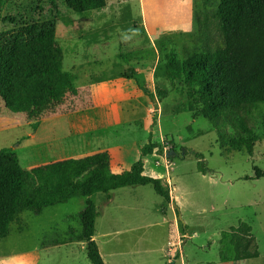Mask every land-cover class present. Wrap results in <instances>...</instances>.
I'll list each match as a JSON object with an SVG mask.
<instances>
[{
  "label": "rangeland",
  "instance_id": "rangeland-1",
  "mask_svg": "<svg viewBox=\"0 0 264 264\" xmlns=\"http://www.w3.org/2000/svg\"><path fill=\"white\" fill-rule=\"evenodd\" d=\"M202 6V0H105L78 13L63 0H0V33L17 27L3 21L8 15L48 29L77 90L62 109L37 118L11 111L0 97V150L14 153L25 169L106 153L111 171L122 172L142 159L143 172L169 188L170 201L150 184L93 196V238L106 264H264V175L252 178L254 166L264 170V104L249 117L257 133L253 153L232 150L209 119L188 109L195 85L165 67L171 48L181 56L184 45L199 43ZM28 48L48 56L45 47ZM47 82L35 80L26 90L37 93ZM148 140L156 146L142 155ZM35 197L28 180L0 238V264H91L79 239L86 198L67 190L35 214L29 205ZM240 220L251 225L259 255L223 262L220 252H233L230 226ZM53 240L78 244L41 247Z\"/></svg>",
  "mask_w": 264,
  "mask_h": 264
},
{
  "label": "trees",
  "instance_id": "trees-1",
  "mask_svg": "<svg viewBox=\"0 0 264 264\" xmlns=\"http://www.w3.org/2000/svg\"><path fill=\"white\" fill-rule=\"evenodd\" d=\"M78 13H87L105 5V0H63ZM196 13L199 43L184 45L181 56L175 48L166 54L165 67L174 78L183 77L195 85L187 96L189 110L209 119L218 136L230 149L253 153L257 139L249 117L264 104V0H202ZM213 12L217 21L210 19ZM202 13V16L199 14ZM17 27L0 33V97L13 112L35 118L62 109L68 93L77 90L63 70L57 41L52 32L38 23L19 21L14 15L3 18ZM45 47L48 56L29 52V45ZM38 79L48 82L37 93L27 92ZM230 128L234 130L230 132ZM156 143L148 140L142 155L153 151ZM199 156V153H195ZM198 168L204 172L201 161ZM258 178L264 170L254 166ZM142 159L129 170L111 171L106 153H94L78 159L63 158L25 169L14 153L0 150V238L6 237L11 222L19 212L20 196L28 180L34 182L35 198L29 205L35 214L55 205L67 190L84 196L79 211L80 240L87 243L91 264H106L95 241L98 209L93 199L97 193L130 185L150 184L164 200L170 201L169 188L161 178L145 174ZM232 251L220 252L221 261H238L259 255L251 225L240 220L230 226Z\"/></svg>",
  "mask_w": 264,
  "mask_h": 264
},
{
  "label": "crops",
  "instance_id": "crops-1",
  "mask_svg": "<svg viewBox=\"0 0 264 264\" xmlns=\"http://www.w3.org/2000/svg\"><path fill=\"white\" fill-rule=\"evenodd\" d=\"M111 193V192H110ZM109 193V194H110ZM107 194V195H109ZM83 242H85V246H86V251H87V243L86 241L84 240H81ZM75 245V244H78V241H68V242H64V241H60V240H53L51 242H48L47 244H44V245H41V247H44V248H49V247H60V246H69V245ZM101 253V252H100ZM102 255V254H101ZM106 263V262H105Z\"/></svg>",
  "mask_w": 264,
  "mask_h": 264
},
{
  "label": "water",
  "instance_id": "water-1",
  "mask_svg": "<svg viewBox=\"0 0 264 264\" xmlns=\"http://www.w3.org/2000/svg\"><path fill=\"white\" fill-rule=\"evenodd\" d=\"M171 153H173L174 152V150H172V151H170ZM167 155H169V152L167 153Z\"/></svg>",
  "mask_w": 264,
  "mask_h": 264
}]
</instances>
